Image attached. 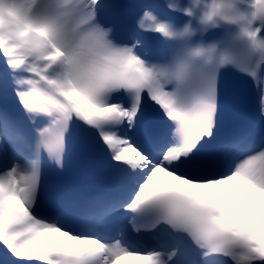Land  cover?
<instances>
[{
  "label": "snow or ice",
  "instance_id": "1",
  "mask_svg": "<svg viewBox=\"0 0 264 264\" xmlns=\"http://www.w3.org/2000/svg\"><path fill=\"white\" fill-rule=\"evenodd\" d=\"M0 264H264V0H0Z\"/></svg>",
  "mask_w": 264,
  "mask_h": 264
},
{
  "label": "bare ground",
  "instance_id": "2",
  "mask_svg": "<svg viewBox=\"0 0 264 264\" xmlns=\"http://www.w3.org/2000/svg\"><path fill=\"white\" fill-rule=\"evenodd\" d=\"M171 180V178H168V181H170Z\"/></svg>",
  "mask_w": 264,
  "mask_h": 264
}]
</instances>
